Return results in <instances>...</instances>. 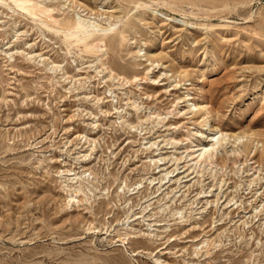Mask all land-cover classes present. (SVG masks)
<instances>
[{
    "label": "rangeland",
    "instance_id": "1",
    "mask_svg": "<svg viewBox=\"0 0 264 264\" xmlns=\"http://www.w3.org/2000/svg\"><path fill=\"white\" fill-rule=\"evenodd\" d=\"M42 1L116 24L0 1V264H264V0Z\"/></svg>",
    "mask_w": 264,
    "mask_h": 264
},
{
    "label": "bare ground",
    "instance_id": "2",
    "mask_svg": "<svg viewBox=\"0 0 264 264\" xmlns=\"http://www.w3.org/2000/svg\"><path fill=\"white\" fill-rule=\"evenodd\" d=\"M0 1L1 3L4 2L6 4H14L23 13L39 18L40 20L42 19V23L49 30L55 31L57 33L61 32L64 35L65 40L69 44L72 42H75V44H82L86 51L92 53L99 52V50H101L102 45H104L102 43L105 41L103 39L105 38V35L100 34L101 32L99 33V29H102L100 31L113 30V25L116 24V22H114L109 23L106 26L102 25V27H100L101 24L94 22L88 24L85 19L82 18H57L53 13L54 7L52 5L44 3L42 0ZM165 14L166 16L168 15L167 13ZM108 37L110 40L114 38L113 41L118 40L119 43H121L124 38V29L118 32H114L113 36L108 35ZM208 126L209 125L207 124L205 126V129L209 128ZM213 130L214 132H212V134L206 136V140L208 142H206V140H203V142L197 144L198 147L196 148V151L198 152L196 154V158L198 160L210 157V155L213 153V150L215 149V145L219 144L220 142H222V140H225L227 138V133H222L224 130ZM78 191L79 189L74 188V194L71 193L70 198L73 199L77 195Z\"/></svg>",
    "mask_w": 264,
    "mask_h": 264
}]
</instances>
